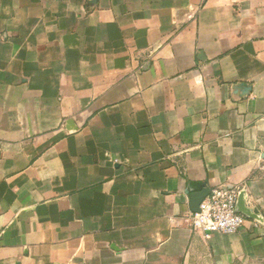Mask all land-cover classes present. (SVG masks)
<instances>
[{
    "label": "crops",
    "instance_id": "0c3cea01",
    "mask_svg": "<svg viewBox=\"0 0 264 264\" xmlns=\"http://www.w3.org/2000/svg\"><path fill=\"white\" fill-rule=\"evenodd\" d=\"M222 185L264 219V0H0V264H264Z\"/></svg>",
    "mask_w": 264,
    "mask_h": 264
},
{
    "label": "built area",
    "instance_id": "2783aa9c",
    "mask_svg": "<svg viewBox=\"0 0 264 264\" xmlns=\"http://www.w3.org/2000/svg\"><path fill=\"white\" fill-rule=\"evenodd\" d=\"M240 192L238 186L213 188L201 202L200 210L189 214L193 228L207 236L215 232L235 233L247 221V217L236 210Z\"/></svg>",
    "mask_w": 264,
    "mask_h": 264
},
{
    "label": "water",
    "instance_id": "95a60500",
    "mask_svg": "<svg viewBox=\"0 0 264 264\" xmlns=\"http://www.w3.org/2000/svg\"><path fill=\"white\" fill-rule=\"evenodd\" d=\"M211 191V188H204L201 191L194 192L191 194L190 205L193 212H198L200 210L201 202L206 196L211 193ZM236 210L237 212L244 214L246 217L259 221H264V219L260 216L258 209H252L247 206L244 191H241L238 195Z\"/></svg>",
    "mask_w": 264,
    "mask_h": 264
}]
</instances>
